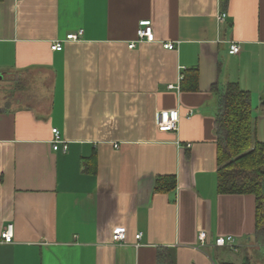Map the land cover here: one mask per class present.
<instances>
[{"label":"crops","instance_id":"obj_1","mask_svg":"<svg viewBox=\"0 0 264 264\" xmlns=\"http://www.w3.org/2000/svg\"><path fill=\"white\" fill-rule=\"evenodd\" d=\"M229 83L251 93L264 142V0H0V264H245L257 198L218 188ZM176 110L178 129L161 131Z\"/></svg>","mask_w":264,"mask_h":264},{"label":"trees","instance_id":"obj_2","mask_svg":"<svg viewBox=\"0 0 264 264\" xmlns=\"http://www.w3.org/2000/svg\"><path fill=\"white\" fill-rule=\"evenodd\" d=\"M196 73H193V76ZM196 80V79H195ZM215 91L216 87H213ZM218 109L215 118L219 151V192L254 194L257 198L255 237L260 241L264 201V142L255 135L251 93L238 84L229 83L217 90ZM177 186L175 177H159L156 189L171 191ZM249 258L246 263L249 264Z\"/></svg>","mask_w":264,"mask_h":264},{"label":"built area","instance_id":"obj_3","mask_svg":"<svg viewBox=\"0 0 264 264\" xmlns=\"http://www.w3.org/2000/svg\"><path fill=\"white\" fill-rule=\"evenodd\" d=\"M227 17V13L223 12L219 14L218 19L220 22L225 21ZM82 31L79 32L78 34H70L68 35L67 39L68 40H77L80 38L82 35ZM138 39L139 41L143 40H152L153 38V29L149 23L144 24L138 29ZM136 46V42H132L129 44L130 48H134ZM54 50H62L63 46L62 43L58 42L53 45L52 47ZM165 48L167 49H175L176 46L173 42H169L165 44ZM231 52L232 53H239L241 50V43L239 42H232L231 43ZM173 86H171L172 88ZM179 120H180V115L179 112L176 111H163L160 113L159 116V128L161 131H176L179 126ZM54 133V140H53V148L54 150L60 149V147L63 148L64 151L68 150V143L65 140L61 139L60 132L57 128L53 129ZM207 234L205 232H201L200 234V239L202 242L206 240ZM127 234L126 230L123 227H116L113 230V240L115 243H124L126 240ZM137 239L140 240L142 237V234L139 233L137 234ZM1 238L4 242L6 243H12L14 241V227L13 224H8L1 233ZM235 242V238L233 236H222L218 237L215 244L217 246H233Z\"/></svg>","mask_w":264,"mask_h":264},{"label":"rangeland","instance_id":"obj_4","mask_svg":"<svg viewBox=\"0 0 264 264\" xmlns=\"http://www.w3.org/2000/svg\"><path fill=\"white\" fill-rule=\"evenodd\" d=\"M262 204L261 214L263 222L260 229V232L262 233L260 234V241L257 237H255V241L254 244H252L251 249L245 250V248H243L239 253H235V257L240 261V263L245 259V257H247L250 260L249 264H264V201Z\"/></svg>","mask_w":264,"mask_h":264}]
</instances>
